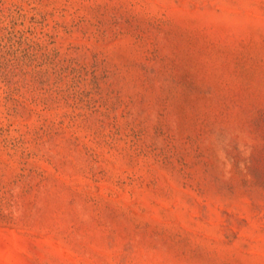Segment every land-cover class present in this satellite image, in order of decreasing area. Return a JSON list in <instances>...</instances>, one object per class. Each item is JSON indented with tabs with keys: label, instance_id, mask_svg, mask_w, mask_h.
Masks as SVG:
<instances>
[{
	"label": "rangeland",
	"instance_id": "obj_1",
	"mask_svg": "<svg viewBox=\"0 0 264 264\" xmlns=\"http://www.w3.org/2000/svg\"><path fill=\"white\" fill-rule=\"evenodd\" d=\"M0 264H264V0H0Z\"/></svg>",
	"mask_w": 264,
	"mask_h": 264
}]
</instances>
